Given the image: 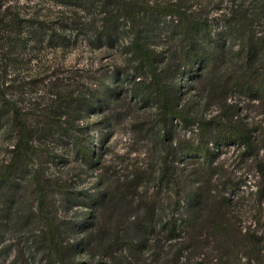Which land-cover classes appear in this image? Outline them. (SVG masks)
<instances>
[{
	"label": "trees",
	"instance_id": "1",
	"mask_svg": "<svg viewBox=\"0 0 264 264\" xmlns=\"http://www.w3.org/2000/svg\"><path fill=\"white\" fill-rule=\"evenodd\" d=\"M59 1L87 9L107 2ZM115 1L117 19L129 17L137 23L138 11L125 0ZM262 16L264 0H255L249 13L235 10L227 18L223 33L242 35L238 45L241 66L222 73L210 84L216 91H233L255 102L261 108L260 124L241 115L242 108L228 103L226 97L218 103L215 115L197 118L182 102L179 92L184 88L172 76V68H159L161 60L158 52L148 47L147 34L140 35L138 30L122 40L121 46L129 55V74H134L130 81L148 76L147 84L140 87L142 80L135 81L129 91L140 103L155 104L157 113L134 126L144 157L139 158V153L127 160L117 156L118 162L112 165L106 157L113 120L106 109L116 101V86L127 80V75L120 70L105 74L94 71L85 76L84 86L73 95L64 77L50 74L46 83L56 90L53 94L64 110L59 115L61 124L51 121V110L42 114L22 112L21 105L27 102L21 95L25 85L20 83L19 63L34 59L31 51L36 44L61 46L69 37L60 33L65 29L62 25L53 28L47 20L25 13L17 3L0 2V119H9L15 134L0 186L32 160L40 127L46 133L53 129V135L68 137L62 178L46 184L38 172L31 173L40 204L52 192L60 195L64 207L80 209L75 221L65 225L67 234L75 235V239L64 240V228L59 233L50 228L42 239L39 248L44 264H264L263 235L238 224L239 199L243 198L239 190L245 175L255 173L258 183L249 193L261 194L260 202L264 199V31L254 30L251 23ZM108 22L94 24L86 38L88 44L111 47L116 41V26ZM189 27L198 33L200 41L183 52L184 73L192 82L211 80V72L217 68V49H222L224 42L219 45L215 40L214 47L210 45L207 20L197 18ZM183 33L190 34L186 28ZM14 93L17 96L13 97ZM74 113L80 116L74 117ZM92 116L98 118L91 120ZM228 146L239 149L244 173H227L221 163ZM147 155L155 158L154 164L143 162ZM94 246L98 251L94 261L77 258Z\"/></svg>",
	"mask_w": 264,
	"mask_h": 264
},
{
	"label": "rangeland",
	"instance_id": "2",
	"mask_svg": "<svg viewBox=\"0 0 264 264\" xmlns=\"http://www.w3.org/2000/svg\"><path fill=\"white\" fill-rule=\"evenodd\" d=\"M7 1L0 0L4 4ZM9 1L22 6L25 13L47 20V24L53 28L62 25L65 29L60 30V33L69 37L61 46L53 43L50 46L36 44L31 51L34 59L30 62L24 59L21 64L19 63V72L23 76L20 83L25 85L21 95L27 102V105L26 103L21 105L22 112L42 114L51 110V121L61 124L62 119L59 115L64 110L59 107L60 101L53 94L56 90L46 83L50 74L53 78L64 77V84H69L67 90L73 95L84 86L87 81L85 76L93 74L94 71L95 74H105L120 70L124 76L127 75L128 79L120 81L116 86L119 92L116 101L106 109L113 120L110 128L112 135L108 142L110 153L106 157L108 164L114 165L112 162H118L117 156L127 160L134 159L139 153V158L144 157L134 126L151 120L157 113L155 104L150 103L147 106L140 103L129 91L135 81L142 80L140 87L148 82L147 75L130 81L129 78H134V74H129V64L126 62L129 55L121 46L122 40H128L138 30L140 35L147 34L148 47L158 52L161 60L159 68H172V76L182 82L184 91L179 92V96L183 97L182 102L186 104V109L191 114L197 118H210L217 113L218 103L226 97L228 103H235L242 108L241 115L260 124L261 108L256 106L255 102H250L246 97L233 91L227 93H222L219 89L216 91L210 85L217 76L231 68L237 70L241 66L238 45L242 35H226L223 33V26L233 11L244 10L249 13L255 5V0H125L127 6H133L135 11H138L137 23L130 21L129 17L117 19L119 10L116 13L115 0H106L104 6L91 9L77 6L73 2L63 5L59 0ZM197 18L207 20L210 24L209 43L212 47L215 40L219 45L224 42L223 48L217 49V68L211 72L214 76L211 80L202 82L189 80V76L184 73L186 68L183 62L186 47L200 41L198 33H193L189 27L194 25ZM106 21L116 26L114 32L116 41L111 47L94 48L88 44L86 38L94 30V24ZM251 23L254 30L264 31V16L254 19ZM185 28L190 34L183 33ZM259 64L260 62L256 61L254 65ZM59 84L60 82L56 83L57 86H60ZM15 96L17 94L14 93L13 97ZM78 116L80 114L74 113V117ZM5 118L0 119V174L10 159L15 141V134L9 127V119ZM95 118L98 117L92 116L91 120ZM39 124L42 125L41 122ZM41 128L34 138L32 160L21 166L7 184L3 183L0 186V264H44L42 249L39 246L46 233L50 228H54L58 233L62 232L66 228L65 225L73 223L80 213L77 206L64 207L60 195L56 193L49 192V198L43 204L38 201L31 173L38 172L46 184L52 179L62 178L66 169L62 167L61 162L67 155L65 143L68 141L64 134L53 135V129L46 133ZM180 133L183 134L185 131L181 130ZM188 134L187 131L186 135ZM238 152L239 149L235 146L225 148L220 161L227 169V173L245 172V165L239 159ZM145 158L147 160L143 162L155 163L153 156L147 155ZM256 183L258 178L254 172L245 175L244 185L239 190L243 198L239 199L238 224L244 228H255L264 237V199L260 202L258 198L261 194L254 196L249 193L253 191ZM67 230L66 235H63L64 240L75 239V235L69 232L67 234ZM96 249L97 246H94L83 254L79 253L77 258L94 261L98 256Z\"/></svg>",
	"mask_w": 264,
	"mask_h": 264
}]
</instances>
